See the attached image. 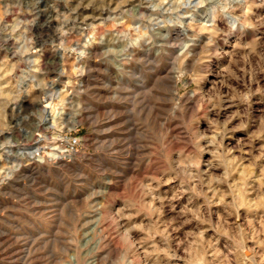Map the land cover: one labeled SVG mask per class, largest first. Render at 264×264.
Listing matches in <instances>:
<instances>
[{"label": "clouds", "instance_id": "9594fccd", "mask_svg": "<svg viewBox=\"0 0 264 264\" xmlns=\"http://www.w3.org/2000/svg\"><path fill=\"white\" fill-rule=\"evenodd\" d=\"M72 4L28 0L29 13L18 16L24 0H0V189L38 206L28 190L39 194L52 176L53 191L68 183L102 194L107 206L95 199L80 216L50 213V226L0 220V264H264V0ZM82 7L94 9L83 21ZM72 57L78 72L98 62L68 98ZM96 73L123 104L105 120L124 115L126 138L98 137L86 159L73 145L58 163L44 160L57 127L96 125ZM145 152L152 175L108 200ZM38 160L52 167L22 171Z\"/></svg>", "mask_w": 264, "mask_h": 264}, {"label": "rangeland", "instance_id": "374dc122", "mask_svg": "<svg viewBox=\"0 0 264 264\" xmlns=\"http://www.w3.org/2000/svg\"><path fill=\"white\" fill-rule=\"evenodd\" d=\"M51 2V0H48ZM77 0H73L72 6L75 7ZM115 7V4H113ZM94 12V9L91 8H81L79 10V15L81 21H83L84 17L91 15ZM29 13L28 0H24L23 11L18 10L17 15L23 16ZM96 15H99L97 12ZM3 19L12 23L14 18L12 16L3 17ZM54 23H56L54 21ZM91 23V21H89ZM130 27V25H129ZM108 31L112 30V26L109 25L106 29ZM35 31V30H34ZM99 45L96 42H93L88 51H91L93 48L98 47ZM0 59L7 60V57L4 56L3 53H0ZM97 60H88L87 67H90L96 64ZM66 71L69 73L64 77V84L62 87L66 90V95L70 98V94L73 88H75L80 82L87 79V67L83 68L80 72L77 70V63L74 57L69 58L66 62ZM83 72V75L81 74ZM97 80L92 82V86L98 90L99 95L91 97L93 102L98 108L97 112V123L96 125H90L86 122H80L76 124L69 125L67 128L65 127H57V131L51 134L52 143L49 146L47 141L44 142L43 147L45 149L43 153L44 160H56L57 156H67L69 152L67 151L68 142L71 138H78L79 146L76 149V153H79L81 158H88L93 155V146L97 143V138H118L125 139L127 135V128L124 126V115H119L115 119L105 118L108 116V112L106 109L108 107H113L119 112H123V104L116 103L111 99V95L105 92L100 87V79L102 78L100 73H96ZM210 87V86H209ZM36 93H33L35 96ZM84 99H89V97H84ZM258 107V106H257ZM53 111L55 113L56 109L53 107ZM5 119L11 122V109L8 110V115ZM119 126V127H117ZM105 128H112L113 131L105 132L101 135L102 130ZM244 133H237V136L243 137ZM67 136L68 140L65 141L64 137ZM35 144H30L29 148H35ZM149 153L145 152L141 155V159L143 160L142 164H139L135 170V173L130 175L126 183L121 187L119 192L109 193L108 200H118L124 195H131L130 188L133 187L137 181V179H145L152 175V161L147 159ZM205 159H208V156H205ZM68 161L65 160V163ZM37 166L43 167H52L50 164H42L41 161L29 162L24 165L22 171H25L29 168H35ZM0 167H7L4 161H0ZM138 173L139 175H137ZM67 175V173H66ZM15 183L14 181H10L9 184ZM42 186L39 187V194L35 189H29V201L39 200L41 203L37 206L34 203H28L25 206L21 205V196L14 193L9 185H5L3 189H0V220H4L6 217L12 216L16 218V221L20 220H36L38 219L40 223L45 224L46 226H50L51 220L54 219L50 217V213L57 212L60 216H68L73 211L76 215L80 216L82 212L83 205L84 209H87L89 201H94L95 199H100L101 206H107V201L103 199V195L100 193H89L87 189H79L76 186H73L68 183H64L60 185L59 191H53L52 185L57 184L55 177L50 176L47 181L40 182ZM45 187L49 188L47 195L44 194ZM219 207V205H217ZM87 212L85 211L82 216V223L80 227H87ZM216 219H219L217 217ZM231 222V221H229Z\"/></svg>", "mask_w": 264, "mask_h": 264}, {"label": "built area", "instance_id": "2783aa9c", "mask_svg": "<svg viewBox=\"0 0 264 264\" xmlns=\"http://www.w3.org/2000/svg\"><path fill=\"white\" fill-rule=\"evenodd\" d=\"M73 145H75V151L77 147L79 146V140L78 138H71L68 142L67 151L70 153L73 150Z\"/></svg>", "mask_w": 264, "mask_h": 264}, {"label": "bare ground", "instance_id": "6f19581e", "mask_svg": "<svg viewBox=\"0 0 264 264\" xmlns=\"http://www.w3.org/2000/svg\"><path fill=\"white\" fill-rule=\"evenodd\" d=\"M54 110V109H53ZM53 113H54V111H53Z\"/></svg>", "mask_w": 264, "mask_h": 264}]
</instances>
